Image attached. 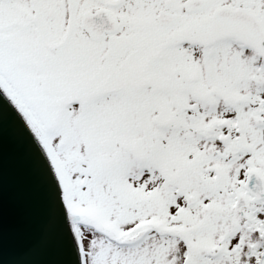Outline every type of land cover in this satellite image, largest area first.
Returning <instances> with one entry per match:
<instances>
[{
  "label": "snow or ice",
  "instance_id": "snow-or-ice-1",
  "mask_svg": "<svg viewBox=\"0 0 264 264\" xmlns=\"http://www.w3.org/2000/svg\"><path fill=\"white\" fill-rule=\"evenodd\" d=\"M2 264H264V0H0Z\"/></svg>",
  "mask_w": 264,
  "mask_h": 264
},
{
  "label": "water",
  "instance_id": "water-1",
  "mask_svg": "<svg viewBox=\"0 0 264 264\" xmlns=\"http://www.w3.org/2000/svg\"><path fill=\"white\" fill-rule=\"evenodd\" d=\"M0 264H2V261H0Z\"/></svg>",
  "mask_w": 264,
  "mask_h": 264
}]
</instances>
